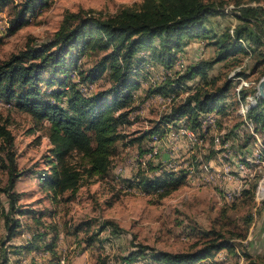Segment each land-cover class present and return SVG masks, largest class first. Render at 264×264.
Returning a JSON list of instances; mask_svg holds the SVG:
<instances>
[{"label":"rangeland","instance_id":"rangeland-1","mask_svg":"<svg viewBox=\"0 0 264 264\" xmlns=\"http://www.w3.org/2000/svg\"><path fill=\"white\" fill-rule=\"evenodd\" d=\"M19 1L8 0L0 7V62L10 59L29 42L52 39L67 11H83L86 16H112L123 8L137 9L143 0H47L34 15L27 16L20 29L9 34L8 23L15 13L14 5ZM204 1L223 5L225 16L210 17L206 21L207 29L214 35L226 29L232 31L238 23L234 15L249 2ZM260 5L264 7L262 3ZM211 41L200 37L187 41L180 51L171 55L169 67L158 58L161 49L158 39L153 45L140 49L126 105L129 124L119 127L123 138L116 142L109 170L103 177H84L75 193L65 191L54 197L38 181L39 174L48 172L52 166L49 163L48 122H37L30 114L19 111L15 99L10 103L0 101V132L5 127L13 142L12 146L8 145L0 134V264H59L60 255H65L66 264H126L123 257L137 249V245L170 252L193 251L216 238L217 234L223 235L234 251L223 249L198 264L259 261L264 255V197L257 198L256 190L260 183L264 187V150L253 147L256 137L238 112L240 104L236 88L241 84L240 79L244 80L247 85L242 89L248 92L240 99L244 102L252 96L258 101L256 85L264 71V63L258 67L255 64L264 55V46L254 54L249 51L247 56L239 54L218 62L205 77L182 81V87L172 92L170 87H176L175 80L186 66L215 56L216 47ZM110 50L74 52L69 62L77 73L85 76ZM40 78L43 97L52 100L50 93L62 88V78L49 69L43 71ZM71 79L77 80L75 71L71 72ZM228 79L231 84L223 101L228 111L220 115L215 127L195 146L192 154L186 158L181 156L180 163L194 167L209 161L217 164L219 150L213 144V137L229 138L231 148L247 159L244 175L248 192L231 202H224L217 188L192 185L187 177L167 194L154 188L146 193L136 189L131 179L139 174L142 166L147 142L145 132L154 129L157 122L188 95L198 90L214 91ZM92 85L91 93L106 91L109 95L112 86L110 69H105ZM160 86V94L151 93ZM245 118L249 121L247 113ZM254 132L263 143L264 134L258 130ZM11 157L13 161H10ZM78 160L77 155L68 158L72 163ZM164 161L165 155L146 161L147 169L150 167L147 175L163 169ZM12 163L20 173L14 190L20 193L16 206L22 213L13 214L19 227L16 235L8 240L3 219L8 210V199L2 188L7 184ZM153 167L156 169L152 170ZM185 172L186 169L181 167L176 173ZM28 245L33 248H26ZM148 263L145 257L131 262Z\"/></svg>","mask_w":264,"mask_h":264},{"label":"trees","instance_id":"trees-1","mask_svg":"<svg viewBox=\"0 0 264 264\" xmlns=\"http://www.w3.org/2000/svg\"><path fill=\"white\" fill-rule=\"evenodd\" d=\"M46 1L20 0L14 5L15 13L8 23L7 32L12 34L20 29L27 16L34 15ZM7 3L8 0H0V7ZM261 3L264 5V0H249L234 15L238 23L232 31L226 29L219 35L211 34L206 21L210 17L225 16L223 5L204 0H143L137 9L123 8L112 16H86L83 11H67L52 39L41 43L29 42L10 59L0 62V101L10 103L15 99V107L19 111L30 114L37 122H48L51 144L49 163L52 166L48 172L39 174L40 185L55 197L65 191L75 193L84 177H103L108 172L116 142L123 138L119 127L129 124L126 105L130 99L129 92L135 78L133 73L137 71L135 62L140 58L138 52L141 48L153 45L158 39L161 46L158 58L169 67L172 64L171 55L180 51L187 41L199 37L212 40L211 44L216 47L215 56L186 66L175 80L176 87H170L172 92L176 91L182 87V81H190L196 76L205 77L207 71L218 62L261 50L264 46V7ZM109 48L111 50L85 76H81L70 65L69 59L74 52ZM263 63L264 55L255 65L258 67ZM47 69L62 78V88L53 89L50 93L52 100L45 99L40 88L41 73ZM105 69H110V94L101 91L84 95L79 85L94 83ZM72 71L77 74L76 81L71 79ZM263 75L264 71L260 78ZM230 81H224L214 91L198 90L188 95L158 121L154 129L145 132L146 140L151 133L160 130L162 123L183 115L190 118L192 128L200 127L201 113L214 111L218 120L220 115L228 111L223 101ZM161 89L162 86L157 87L151 93L160 94ZM247 92L240 89L239 96L244 99ZM247 117L255 131L264 134L263 100L258 99L255 105L249 107ZM0 134L12 146L11 134L5 127L1 128ZM262 140L264 144V135ZM73 155L79 158L76 163L68 161ZM10 161H13L12 157ZM148 169L144 171L141 166L139 174L131 179L136 189L145 193L154 188L167 194L186 178V174L162 171L160 168L156 170L158 173L147 175ZM19 174L12 163L7 184L2 188L8 199V210L3 215L8 240L16 235L19 227V221L13 214L22 213L16 206L20 193L14 190ZM247 190L244 189V193ZM137 246V249L123 257L126 264H131L138 257L147 258L148 264H198L223 249L234 251L221 234L193 251L170 252L152 249L147 245ZM26 248L31 249L33 246L28 245ZM246 264H264V255L259 261L247 260Z\"/></svg>","mask_w":264,"mask_h":264},{"label":"built area","instance_id":"built-area-1","mask_svg":"<svg viewBox=\"0 0 264 264\" xmlns=\"http://www.w3.org/2000/svg\"><path fill=\"white\" fill-rule=\"evenodd\" d=\"M240 78V77H238ZM241 80L236 88V95L239 105L238 112L243 117V122L256 137L254 146L256 150H264V144L254 132L253 123L245 118L250 106L256 104V99L248 96L244 102L240 99L239 90L247 83ZM92 84L83 83L79 85L84 95H90ZM163 100V97H160ZM200 127L192 128L191 120L187 115L180 116L174 120L167 121L160 125V130L150 134L146 143V152L142 160V170H147L146 161L165 155L163 169L168 172H178L179 168L186 169L187 181L195 186H213L217 188L223 197L224 202H231L240 198L245 189L246 160L231 148V141L228 138L214 136L213 144L219 150L218 163L209 161L199 165H185L180 163L181 151L193 153L194 148L206 136L210 129L214 128L217 122V114L214 111L201 113L199 115ZM162 128V129H161ZM260 183L256 190V197H264L263 188ZM59 264H66L65 255H60Z\"/></svg>","mask_w":264,"mask_h":264},{"label":"water","instance_id":"water-1","mask_svg":"<svg viewBox=\"0 0 264 264\" xmlns=\"http://www.w3.org/2000/svg\"><path fill=\"white\" fill-rule=\"evenodd\" d=\"M256 93L259 99L264 101V75L259 79L256 85Z\"/></svg>","mask_w":264,"mask_h":264},{"label":"crops","instance_id":"crops-1","mask_svg":"<svg viewBox=\"0 0 264 264\" xmlns=\"http://www.w3.org/2000/svg\"><path fill=\"white\" fill-rule=\"evenodd\" d=\"M161 129H162V128H161ZM156 131H158V130H156ZM190 154H192V153H187V152L181 151V156H182V155H185L184 158H186V157L189 156Z\"/></svg>","mask_w":264,"mask_h":264},{"label":"bare ground","instance_id":"bare-ground-1","mask_svg":"<svg viewBox=\"0 0 264 264\" xmlns=\"http://www.w3.org/2000/svg\"><path fill=\"white\" fill-rule=\"evenodd\" d=\"M263 193H264V189H263Z\"/></svg>","mask_w":264,"mask_h":264}]
</instances>
